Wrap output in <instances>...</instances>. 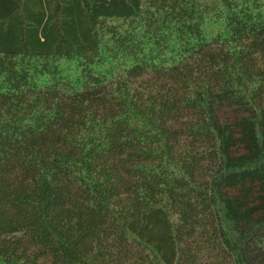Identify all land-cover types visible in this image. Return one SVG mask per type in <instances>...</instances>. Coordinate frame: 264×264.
<instances>
[{"label": "trees", "instance_id": "trees-1", "mask_svg": "<svg viewBox=\"0 0 264 264\" xmlns=\"http://www.w3.org/2000/svg\"><path fill=\"white\" fill-rule=\"evenodd\" d=\"M0 264H264V0H0Z\"/></svg>", "mask_w": 264, "mask_h": 264}]
</instances>
